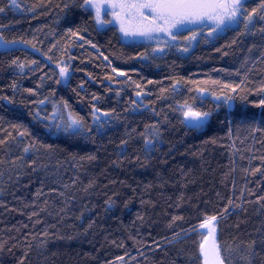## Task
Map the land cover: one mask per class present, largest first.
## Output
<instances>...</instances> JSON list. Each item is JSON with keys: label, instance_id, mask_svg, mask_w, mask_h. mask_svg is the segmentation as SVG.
Instances as JSON below:
<instances>
[{"label": "trees", "instance_id": "16d2710c", "mask_svg": "<svg viewBox=\"0 0 264 264\" xmlns=\"http://www.w3.org/2000/svg\"><path fill=\"white\" fill-rule=\"evenodd\" d=\"M17 3L0 13V33L15 41L0 49V264H197L199 224L212 215L231 264H244L249 245L252 264H264V20L188 54L158 53L65 7L73 0ZM65 102L84 124L78 135L38 115ZM184 105L211 116L193 128Z\"/></svg>", "mask_w": 264, "mask_h": 264}, {"label": "snow or ice", "instance_id": "6c2138e0", "mask_svg": "<svg viewBox=\"0 0 264 264\" xmlns=\"http://www.w3.org/2000/svg\"><path fill=\"white\" fill-rule=\"evenodd\" d=\"M245 5L246 0H83L82 3L73 0L72 5H65V7L75 6L93 13L92 18L98 26L110 24L114 20L119 32L124 37H142L145 41L154 40L157 48L153 51L163 53L165 48L172 47H176L180 52H187L191 42L197 38V33L204 28H207L208 37H215L217 34L231 30L233 27H240L242 20L241 32L251 30L255 25L257 15L261 20H264V0H260L257 7L252 8L250 11ZM105 6L110 9L107 15L111 16V20L104 19ZM9 7L17 9L20 5L17 0H7V4L0 3V13L6 12ZM0 27H3V25H0ZM68 31L73 36L77 35L71 29H68ZM185 31L188 32V35L182 36ZM260 31L264 32V26L261 27ZM181 39L185 42L184 46L179 44ZM14 43L15 41L6 39L3 33H0V45H3L5 50H8L9 46ZM25 43L28 42L25 41ZM93 47H96V45H93ZM12 63L16 64L17 61L13 60ZM30 63L35 64V61H30ZM108 66L111 67V62ZM19 67L23 68L24 65L20 64ZM56 67L59 69L60 77L67 76V62L61 64L58 61ZM111 71L118 75H125L116 67H111ZM108 79L111 81L113 77L109 76ZM211 83L218 84L219 81L214 80ZM223 87L235 91L239 86L233 87L230 84H224ZM27 91L32 92V89ZM161 91L163 92L164 89H161ZM200 91H204V89H200ZM117 95H119V92H117ZM136 95L140 96L141 92L138 91ZM216 98L219 99V97ZM231 98V96H225L224 102L227 103ZM93 99H96V97H93ZM40 103H43V101H40ZM259 103L264 105V99H261ZM67 107L65 102V108ZM92 108L93 118L97 119L95 113L100 110L94 104ZM104 115L107 116L108 113L105 112ZM183 116L191 127L199 128L208 120L211 112L195 110L188 105H184ZM57 127H63L66 133L75 136L82 132L84 124L80 118L69 114L67 124L58 125ZM147 128L148 126H146ZM23 134L20 133V135ZM142 135L145 149H150L153 140L158 136V131L155 126H152L150 133L146 132ZM0 143H3V141H0ZM121 143L125 144L126 141L122 140ZM24 151H28L27 146ZM173 219L177 218L173 217ZM217 222L218 216L212 215L205 216L199 224L200 229H207V234L201 233L202 239L199 241L198 254L195 256L197 264H231V261L225 256V252L228 250L219 243ZM254 254L252 246L249 245L247 254L241 255L240 259L244 264H252L251 256Z\"/></svg>", "mask_w": 264, "mask_h": 264}, {"label": "rangeland", "instance_id": "374dc122", "mask_svg": "<svg viewBox=\"0 0 264 264\" xmlns=\"http://www.w3.org/2000/svg\"><path fill=\"white\" fill-rule=\"evenodd\" d=\"M20 9H21V7L15 9V10H20ZM107 12H110V9H107L106 6H105L104 19H106V20H111L112 18H111L110 15H107ZM92 14H93V13H92ZM96 25H97V24H96ZM108 25H114V26H116L117 29H118V26L116 25V23H115L114 20H112V22H111L110 24H106V25L98 26V27H99V28H104V27H106V26H108ZM118 32H119V29H118ZM185 32H187V31H185ZM219 34H220V33H219ZM119 35H120V37H121V40H122L123 42H125V43H126V42H129V43H137V42L148 43V42H149V43L154 44V45L156 46V48H157L156 42H155L154 40H153V41H145L142 37H124V35H123L122 33H120V32H119ZM187 35H188V33H187L186 35H184V36H187ZM201 38H203L204 40H211V39H212V37H208V36H207V28H204V29H202V31H200V32L197 33V38L191 42V46L189 47V49H188L187 52H180V51L177 50L176 47H174V49H175L179 54H188V52L191 51V49L195 46V44L197 43V41L200 40ZM184 43H185V42H184L182 39H181L180 42H179L180 46H184ZM165 49H166V48H165ZM165 49H164V50H165ZM157 52H158V51H157ZM158 53H159V52H158ZM118 76H120V75H118ZM202 95H203V94H202ZM54 106H55V108H54ZM49 113H50V114H49L48 116H45V117H44L42 114H38V115H39L40 117L45 118V120H46L47 124H49V128H50L51 130L61 129L62 131H64V130H63V127L58 128L57 126H58V125L63 126V125H66V124H67V122H68V120H69V114H71V113L68 111V109L65 108L64 105L61 106V105L58 104V103H54V104L52 105V107H51V111H50ZM96 117H97V119H94V123H95L96 125H98V124L100 123L99 121H101V119H104V118H105L103 115H100V114H96ZM199 230L201 231V233H203V234H207V229H200V228H199ZM201 239H202V237H201Z\"/></svg>", "mask_w": 264, "mask_h": 264}, {"label": "water", "instance_id": "95a60500", "mask_svg": "<svg viewBox=\"0 0 264 264\" xmlns=\"http://www.w3.org/2000/svg\"><path fill=\"white\" fill-rule=\"evenodd\" d=\"M0 49H1V50H5V47H4L3 45H0ZM182 118H183V120L185 121L184 116H183ZM185 123H186L187 125L190 126V124H189L188 121H185Z\"/></svg>", "mask_w": 264, "mask_h": 264}]
</instances>
